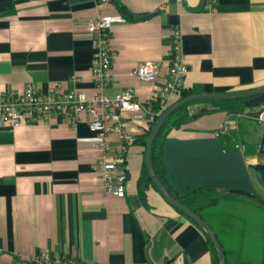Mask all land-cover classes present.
I'll return each instance as SVG.
<instances>
[{
	"label": "crops",
	"instance_id": "0c3cea01",
	"mask_svg": "<svg viewBox=\"0 0 264 264\" xmlns=\"http://www.w3.org/2000/svg\"><path fill=\"white\" fill-rule=\"evenodd\" d=\"M103 11L128 20L111 31L106 96L132 90L139 101L151 100L168 79L176 30L189 68L187 92L264 87V0H114ZM99 12L95 0H0V94H21L28 86L47 94L59 85L93 98L99 90L86 27ZM148 60L160 67L155 83L132 74ZM119 116L136 138L125 161V198L106 194L88 116L77 128L54 115L50 122L0 129V264L43 253L94 264L221 263L206 232L154 184L146 182L141 193L151 121ZM187 116L161 138L166 187L198 210L227 264H264V207L255 197L264 188L253 169L264 163V95L229 113L218 101H197ZM107 141L113 161L120 140L113 134ZM213 199L220 201L206 207Z\"/></svg>",
	"mask_w": 264,
	"mask_h": 264
},
{
	"label": "built area",
	"instance_id": "2783aa9c",
	"mask_svg": "<svg viewBox=\"0 0 264 264\" xmlns=\"http://www.w3.org/2000/svg\"><path fill=\"white\" fill-rule=\"evenodd\" d=\"M216 2V0H209ZM100 8L99 14L88 21L87 32L91 36L93 46L92 71L94 84L99 92L93 97L81 91L64 92L60 86L52 88L47 94L37 93L32 86L26 87L23 93L9 92L0 94V129L5 127L19 128L38 122H50L54 115L63 116L73 128L82 122L83 116L89 117L88 126L97 136L93 146L100 158L97 171L105 184L106 194L118 198L127 195L126 156L136 138L125 130L124 121L119 114H133L136 119L149 117L150 121L157 118L155 103L162 101L171 103L185 89V79L189 68L182 56V36L179 30L172 37V54L170 71L165 84L148 102L137 99L134 91L119 92L113 97L101 91L112 82V51L111 31L114 25L127 23L120 15H108L104 9L112 7L114 0H95ZM143 82L155 83L160 76L159 65L151 60L140 63L132 73ZM224 130L228 131L226 126ZM119 137L118 153L113 161H109L114 148L107 141L110 135ZM217 137L220 134H216ZM17 264H94L85 260L73 259L67 255L47 256L40 254L28 262ZM169 264H178L171 261Z\"/></svg>",
	"mask_w": 264,
	"mask_h": 264
},
{
	"label": "water",
	"instance_id": "95a60500",
	"mask_svg": "<svg viewBox=\"0 0 264 264\" xmlns=\"http://www.w3.org/2000/svg\"><path fill=\"white\" fill-rule=\"evenodd\" d=\"M264 95V87L252 89V90H246V91H239V92H231V93H222V94H203V95H193L187 99H184L175 105H173L171 108H169L165 114L161 117L159 122L156 124L149 140L148 148H147V154H146V165L147 170L149 172V175L154 182L157 189L160 191V193L179 211L183 212L187 216H189L193 221H195L209 236L211 242L214 244L216 250L219 253L220 256V264H227L225 251L213 231V229L204 221V219L196 214L193 210L182 204L181 202L174 199L170 193L167 191L165 186L162 184L161 180L159 179L158 175L156 174L153 164H152V151L153 146L155 143V140L166 123L167 119L174 114L178 109H180L183 106L189 105L191 103L197 102V101H232V100H242V99H250L257 96ZM260 154L264 157V138L260 145ZM256 178L258 182L261 184V186L264 188V163H258L253 166ZM166 263V262H165Z\"/></svg>",
	"mask_w": 264,
	"mask_h": 264
},
{
	"label": "trees",
	"instance_id": "16d2710c",
	"mask_svg": "<svg viewBox=\"0 0 264 264\" xmlns=\"http://www.w3.org/2000/svg\"><path fill=\"white\" fill-rule=\"evenodd\" d=\"M193 96L192 93L190 92H187L186 90H183L181 93H179V95L171 102V103H168V104H165L164 102L162 101H157L155 103V106H154V110L158 113V116L157 118H155L154 121H151V126H150V129L149 131L145 134L143 140H144V145L146 147V150L148 148V144H149V140H150V136L156 126V124L159 122V120L161 119V117L165 114V112L171 108L173 105H175L176 103L184 100V99H187L189 97ZM248 99H240V100H232V101H221L219 100L218 103L221 105V108L223 110H225L226 112H233V111H243L244 108H245V103L247 102ZM187 108H188V105L186 106H183L181 107L180 109H178L174 114H172L166 121V123L164 124V126L162 127V129L160 130L156 140H155V143H154V146H153V151H152V164H153V168L156 172V174L158 175L159 179L161 180L162 184L165 186V188L167 189V191L170 193V195L176 199L177 201L181 202L182 204H184L185 206H187L188 208H190L191 210H193L196 214H198L200 216V214L198 213V210L197 209H193L190 205L180 201L178 198H176L172 192L170 191V189L168 187H166V184L164 183L163 181V169H162V164H163V161H162V143H161V138L162 136L165 134L166 130L168 127H171V128H181L182 126H184L185 123L188 122L189 118L187 116ZM147 154V152H146ZM146 182H150L152 184H154V182L152 181L150 175H149V172L147 170V167H145V171L143 172V175L141 177V180H140V187H141V193L143 194L144 191H145V185H146ZM155 185V184H154ZM231 193H234L236 195H239V196H242L244 194H239V192H235V191H232ZM243 193V192H242ZM144 197V195H143ZM255 197H257L259 199V204H261V206L264 207V200L262 198L261 195H256ZM219 199H213V200H210L206 207H212L214 205H217L219 203ZM182 214H184L182 212ZM186 217H188L189 219H191L189 216H187L186 214H184ZM192 220V219H191ZM193 221V220H192ZM194 223H196L195 221H193ZM212 244V247H213V250L214 252L216 253L217 255V259L218 261H220L219 259V253L218 251L216 250L214 244L211 242Z\"/></svg>",
	"mask_w": 264,
	"mask_h": 264
},
{
	"label": "rangeland",
	"instance_id": "374dc122",
	"mask_svg": "<svg viewBox=\"0 0 264 264\" xmlns=\"http://www.w3.org/2000/svg\"><path fill=\"white\" fill-rule=\"evenodd\" d=\"M262 193H263V195H261V196H262V198H263V200H264V189H263Z\"/></svg>",
	"mask_w": 264,
	"mask_h": 264
}]
</instances>
